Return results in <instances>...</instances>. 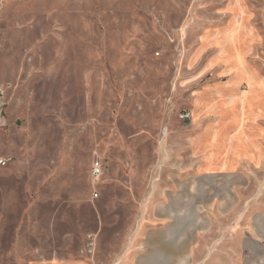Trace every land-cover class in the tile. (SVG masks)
Masks as SVG:
<instances>
[{
  "label": "rangeland",
  "instance_id": "374dc122",
  "mask_svg": "<svg viewBox=\"0 0 264 264\" xmlns=\"http://www.w3.org/2000/svg\"><path fill=\"white\" fill-rule=\"evenodd\" d=\"M0 111V264H138L154 186L264 264V0H0Z\"/></svg>",
  "mask_w": 264,
  "mask_h": 264
},
{
  "label": "crops",
  "instance_id": "0c3cea01",
  "mask_svg": "<svg viewBox=\"0 0 264 264\" xmlns=\"http://www.w3.org/2000/svg\"><path fill=\"white\" fill-rule=\"evenodd\" d=\"M236 190L232 187L223 194L235 195ZM256 192L264 195V188L259 187ZM199 194L210 196L207 204L198 205L203 211L202 214L209 219L207 226L204 227L201 213L193 208L190 212L189 189L167 186H154L149 189L148 199L139 203L136 208L139 212L136 219L138 234L133 237V242L138 264H188L190 257H198L197 254L201 252L204 258H214L219 257L215 253H223L221 257H225L229 255L224 254L236 249V246L231 248L230 245L226 246V243H235L236 236L242 234L244 230L237 231L235 229L237 221H234L225 227L226 230L220 227L215 231L217 227L209 214L217 210L220 204V200L215 197L218 193L206 192L203 188L199 190ZM254 203L251 207L264 209L261 200ZM165 226V233L158 235L157 231ZM255 241L263 244L259 238Z\"/></svg>",
  "mask_w": 264,
  "mask_h": 264
},
{
  "label": "built area",
  "instance_id": "2783aa9c",
  "mask_svg": "<svg viewBox=\"0 0 264 264\" xmlns=\"http://www.w3.org/2000/svg\"><path fill=\"white\" fill-rule=\"evenodd\" d=\"M0 113H1V111H0ZM101 168H102V166L100 165L99 162H97V161L94 162V164L92 166V175L93 176H98L101 173Z\"/></svg>",
  "mask_w": 264,
  "mask_h": 264
}]
</instances>
